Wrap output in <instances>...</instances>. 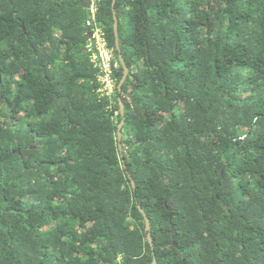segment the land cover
Returning a JSON list of instances; mask_svg holds the SVG:
<instances>
[{
	"label": "trees",
	"instance_id": "16d2710c",
	"mask_svg": "<svg viewBox=\"0 0 264 264\" xmlns=\"http://www.w3.org/2000/svg\"><path fill=\"white\" fill-rule=\"evenodd\" d=\"M85 1L0 0V264H264V0H117L121 92Z\"/></svg>",
	"mask_w": 264,
	"mask_h": 264
},
{
	"label": "built area",
	"instance_id": "2783aa9c",
	"mask_svg": "<svg viewBox=\"0 0 264 264\" xmlns=\"http://www.w3.org/2000/svg\"><path fill=\"white\" fill-rule=\"evenodd\" d=\"M91 8L95 10L94 3L92 2ZM93 52V60L101 68L100 81L102 84V91L105 95L111 96L115 92V80L113 78L114 70L118 67L112 51L107 47L103 30L95 27L92 32V42L89 46Z\"/></svg>",
	"mask_w": 264,
	"mask_h": 264
},
{
	"label": "water",
	"instance_id": "95a60500",
	"mask_svg": "<svg viewBox=\"0 0 264 264\" xmlns=\"http://www.w3.org/2000/svg\"><path fill=\"white\" fill-rule=\"evenodd\" d=\"M116 1L117 0H112V9H113V15H114V33H115V44H116V48H117V51H118V61L123 66V70H124L123 77H122V79L120 80V82L118 84V91L121 92L122 86H123V84H124V82H125V80H126V78L128 76V72L129 71H128L127 66L125 65V60L123 58V55H122L121 49H120V43H119V37H118V18H117L116 9H115ZM90 4H91V1L90 0H86L84 2V7L86 9H89L90 8ZM23 30L25 31V26L24 25H23ZM89 35L91 36L92 32H90ZM119 100H120L119 103H120L121 113H122V115H124V104L121 101V99H119ZM124 123L125 122L123 120L118 125V145H119V150H120L121 154L123 152L121 129H122ZM125 151H126V153H128V148H125ZM124 167H126V166L124 165ZM222 173H224V170H222ZM128 177L131 180V185H132L133 189H135L136 188L135 181L132 179V177H131V175L129 173H128ZM141 212L143 213L142 209H141ZM145 231H146V234H147L148 242L153 247V240H152V236H151V233H150V223H149V220L147 218H146ZM152 264H156V260L155 259H154Z\"/></svg>",
	"mask_w": 264,
	"mask_h": 264
}]
</instances>
